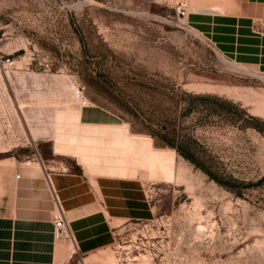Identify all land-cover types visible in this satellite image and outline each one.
<instances>
[{
    "label": "rangeland",
    "instance_id": "rangeland-1",
    "mask_svg": "<svg viewBox=\"0 0 264 264\" xmlns=\"http://www.w3.org/2000/svg\"><path fill=\"white\" fill-rule=\"evenodd\" d=\"M229 1L0 0V139L17 140L0 158L36 149L50 157L51 145L67 152L83 113L131 132L128 154L147 142L137 153L148 172L163 174L147 177L148 219L68 264H264V74L227 66L187 23L191 4ZM189 94L216 98L208 118L199 105L186 111L197 103Z\"/></svg>",
    "mask_w": 264,
    "mask_h": 264
},
{
    "label": "crops",
    "instance_id": "crops-1",
    "mask_svg": "<svg viewBox=\"0 0 264 264\" xmlns=\"http://www.w3.org/2000/svg\"><path fill=\"white\" fill-rule=\"evenodd\" d=\"M197 5L191 4L187 23L232 61L219 56L222 62L264 74V0L213 5L220 11ZM79 120L83 126L67 152L51 145L50 157L36 149L0 158V264L87 259L111 245L116 228L150 217L147 177L163 174L148 172L146 159H140L137 152L147 151V142L128 154L125 137L131 132L83 113ZM59 214L71 239L55 238Z\"/></svg>",
    "mask_w": 264,
    "mask_h": 264
},
{
    "label": "trees",
    "instance_id": "trees-1",
    "mask_svg": "<svg viewBox=\"0 0 264 264\" xmlns=\"http://www.w3.org/2000/svg\"><path fill=\"white\" fill-rule=\"evenodd\" d=\"M188 97L192 100H195L197 103L193 106L189 105V110L196 109V106L199 105L200 111L204 113L202 116V119H206L212 114V110L208 107L207 103L209 100H215L216 98L209 95H191L189 94ZM247 120H254L252 117L246 115ZM160 138L166 142L171 148L175 149L185 160H188L190 163H192L195 167L199 168L202 172H204L209 178L216 179L215 176L208 170V168L200 162L192 152L189 151L187 148H183L179 146L174 139H169L168 136H160Z\"/></svg>",
    "mask_w": 264,
    "mask_h": 264
},
{
    "label": "built area",
    "instance_id": "built-area-1",
    "mask_svg": "<svg viewBox=\"0 0 264 264\" xmlns=\"http://www.w3.org/2000/svg\"><path fill=\"white\" fill-rule=\"evenodd\" d=\"M177 15L185 18L186 16V10L184 7H182L180 4L177 5ZM14 63L10 58H5L4 59V66L6 67H13ZM44 69L46 70L48 68L47 64H43ZM74 96L77 99L82 98V90L80 88H75L74 90ZM53 225H54V235L55 238H68L71 239L72 235L69 230L68 223L64 220L63 216L61 214L57 215L54 220H53Z\"/></svg>",
    "mask_w": 264,
    "mask_h": 264
},
{
    "label": "bare ground",
    "instance_id": "bare-ground-1",
    "mask_svg": "<svg viewBox=\"0 0 264 264\" xmlns=\"http://www.w3.org/2000/svg\"><path fill=\"white\" fill-rule=\"evenodd\" d=\"M211 10H213V11H220V8L219 7H217V6H212L211 8H210ZM230 67H232L233 69H236V70H239V71H242V72H247L246 70H244V69H241V68H239V67H237V66H235V65H230ZM4 107V106H3ZM7 120H9V119H7ZM12 122V121H11ZM12 124V123H11ZM10 127V123H8V125H7V128H9ZM1 129V128H0ZM13 130V129H12ZM4 131V130H3ZM14 131V130H13ZM2 133V132H1ZM5 138V137H4ZM7 139V138H6ZM16 143H17V140H8V141H6V142H2V140L0 139V150H6V149H9L10 147H12V146H15L16 145ZM132 146H133V144H132ZM133 148L136 150V149H138L137 147H135V146H133ZM139 152V151H138ZM103 258H105L106 257V255L105 254H103V256H102ZM102 259V258H101ZM104 261H105V263L104 264H115V261H113L112 260V258L111 257H106L105 259H104Z\"/></svg>",
    "mask_w": 264,
    "mask_h": 264
}]
</instances>
